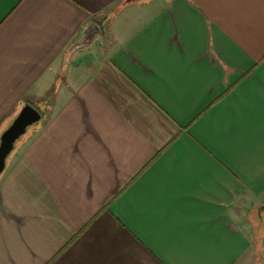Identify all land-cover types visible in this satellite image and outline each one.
Wrapping results in <instances>:
<instances>
[{
    "label": "crops",
    "instance_id": "crops-1",
    "mask_svg": "<svg viewBox=\"0 0 264 264\" xmlns=\"http://www.w3.org/2000/svg\"><path fill=\"white\" fill-rule=\"evenodd\" d=\"M44 101L0 264H264V0H0V135Z\"/></svg>",
    "mask_w": 264,
    "mask_h": 264
},
{
    "label": "water",
    "instance_id": "water-1",
    "mask_svg": "<svg viewBox=\"0 0 264 264\" xmlns=\"http://www.w3.org/2000/svg\"><path fill=\"white\" fill-rule=\"evenodd\" d=\"M102 39V27L98 22H93L83 30V36L78 42L77 49H83L94 41ZM42 113L31 103H25L9 126L0 135V175L4 172L7 159L16 146V141L21 138L32 125L38 124Z\"/></svg>",
    "mask_w": 264,
    "mask_h": 264
},
{
    "label": "rangeland",
    "instance_id": "rangeland-1",
    "mask_svg": "<svg viewBox=\"0 0 264 264\" xmlns=\"http://www.w3.org/2000/svg\"><path fill=\"white\" fill-rule=\"evenodd\" d=\"M33 105L36 106L37 108H39V110L42 112L43 117H42L41 121H40L38 124L32 125V126H30V127L28 128L27 132H26L21 138H19V139L16 141V146H17V145H18V144L24 139V137H26V135H27L28 133H30V131H31L34 127H36L37 125H39V124L43 121V119L45 118V113H44V111L47 112V109H48V101H44L43 103H41L40 107H38V106H39L38 103H37V104L34 103ZM10 155H11V154H10ZM10 155H9V156H10Z\"/></svg>",
    "mask_w": 264,
    "mask_h": 264
},
{
    "label": "trees",
    "instance_id": "trees-1",
    "mask_svg": "<svg viewBox=\"0 0 264 264\" xmlns=\"http://www.w3.org/2000/svg\"><path fill=\"white\" fill-rule=\"evenodd\" d=\"M124 3H125V2L121 3V4L119 5V7H122V5H123Z\"/></svg>",
    "mask_w": 264,
    "mask_h": 264
}]
</instances>
